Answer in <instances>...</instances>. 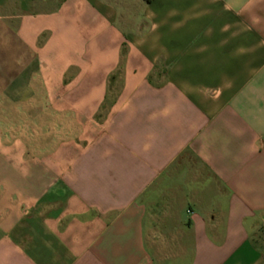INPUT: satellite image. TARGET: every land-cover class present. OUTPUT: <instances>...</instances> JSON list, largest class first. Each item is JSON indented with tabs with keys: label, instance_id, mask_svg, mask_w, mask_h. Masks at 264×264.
<instances>
[{
	"label": "crops",
	"instance_id": "crops-1",
	"mask_svg": "<svg viewBox=\"0 0 264 264\" xmlns=\"http://www.w3.org/2000/svg\"><path fill=\"white\" fill-rule=\"evenodd\" d=\"M0 48V264H264V0H0Z\"/></svg>",
	"mask_w": 264,
	"mask_h": 264
},
{
	"label": "rangeland",
	"instance_id": "rangeland-1",
	"mask_svg": "<svg viewBox=\"0 0 264 264\" xmlns=\"http://www.w3.org/2000/svg\"><path fill=\"white\" fill-rule=\"evenodd\" d=\"M0 54L4 55L5 54V49L4 48H0ZM5 83L4 80H0V88H1V84ZM17 99H19V101H14L15 106L14 107H18V112H14V111H10L7 113L6 111V107L7 105H12V101L6 97L5 95H0V124H2V127H5V123L7 121H11L12 120V116L15 118L16 116L20 117V97H17ZM11 119V120H9ZM6 128V127H5ZM188 161L191 162V164L195 165V161L188 159Z\"/></svg>",
	"mask_w": 264,
	"mask_h": 264
},
{
	"label": "trees",
	"instance_id": "trees-1",
	"mask_svg": "<svg viewBox=\"0 0 264 264\" xmlns=\"http://www.w3.org/2000/svg\"><path fill=\"white\" fill-rule=\"evenodd\" d=\"M147 3L151 2L152 0H145Z\"/></svg>",
	"mask_w": 264,
	"mask_h": 264
}]
</instances>
